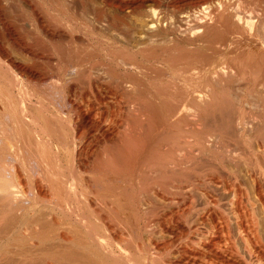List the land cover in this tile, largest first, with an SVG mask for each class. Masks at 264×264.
Wrapping results in <instances>:
<instances>
[{
	"label": "bare ground",
	"instance_id": "bare-ground-1",
	"mask_svg": "<svg viewBox=\"0 0 264 264\" xmlns=\"http://www.w3.org/2000/svg\"><path fill=\"white\" fill-rule=\"evenodd\" d=\"M233 1L0 0V264H264V10Z\"/></svg>",
	"mask_w": 264,
	"mask_h": 264
},
{
	"label": "rangeland",
	"instance_id": "rangeland-1",
	"mask_svg": "<svg viewBox=\"0 0 264 264\" xmlns=\"http://www.w3.org/2000/svg\"><path fill=\"white\" fill-rule=\"evenodd\" d=\"M197 1H198V0H194V1H193V0H192V1H191V0H170V2H171L170 5L172 4V5H171V8H175V7H176L177 9H180V10H182V11H185V10L187 11V10H189V9L192 8L191 6L194 7V6H195V2H197ZM214 1H215V0H214ZM234 1L237 2L238 0H234ZM234 1H233L232 3H234ZM261 1L264 2V0H261ZM236 2H235L234 4H232V8H233L234 10L230 8L231 12H232V10L234 11L233 14H235V9H236V7H237V6L235 7V5L238 4V2H237V3H236ZM239 2H240V1H239ZM257 2H258V3H257ZM247 3H248V4L245 5L247 8H248V7L251 8V7L254 5L255 7L253 6V8H256L257 6L259 7V8H258V7L256 8V9H258V11H263V10H264V9H263L264 6L262 5L263 3H261L260 0H257V1H256V0H247ZM261 5H262V6H261ZM241 6H242V5H241ZM241 6L238 4V8L240 7L241 9H243L244 7H243V6L241 7ZM234 7H235V8H234ZM238 8H237V9H238ZM240 8L238 9V11L241 10ZM183 9H184V10H183ZM237 9H236V10H237ZM244 10H245V9H244ZM217 29H218V30H217ZM217 29H215V30H216V31H215V33H216V34H215L216 37H217V36H218V37H221V36L223 37L224 33L221 32V31H223V28H222V29H221V28H217ZM219 33H220V34H219ZM221 33H222L223 35H221ZM224 36H226V38H225L226 40H227V38L229 37V35H224ZM180 44H181V43H179L178 46H174V47L177 48V49H178V48H179V49H180V48H182V49L185 48V46H186L185 44H181V45H180ZM207 44H208V42H207ZM207 44H205V45H206L205 47H207V48L204 47V50H203V51H205V50L210 51V50H209L210 47H208ZM252 44H253V43H252ZM252 44H250V45L252 46L251 49L253 48V49L255 50V47H254V46H256V45H255V44L252 45ZM182 45H183V46H182ZM189 47H190V46H189ZM189 47L185 48V50H187ZM230 47H231V46H229V48L226 49V51H225V52L227 53L226 55H231V54L233 55V54H235V50L233 49L234 46H233L232 48H230ZM208 48H209V49H208ZM232 49H233L234 51H232ZM179 51H180V50H179ZM230 51H231V53H229ZM225 52H224V53H225ZM206 53H207V52H206ZM208 53H209V52H208ZM99 55H101L100 58L103 59L104 61H108V60H109V58L106 57V54H105L104 52L101 51V53H99ZM102 55H103V56H102ZM224 55H225V54H224ZM105 77H106V76H105ZM103 80H104V82H109V81H111L110 83H112V84H114V85H116V84L119 83V82H118V79H116V78H114V77L111 78V79H110L109 77H106V78H104ZM115 83H116V84H115ZM256 87H259L258 82H256L255 88H256ZM234 88H235V87H234ZM108 95H109V96H108ZM108 95H107V97L109 98V100H106V102H107V101H109V102H114V99H113L114 97H113L112 95L110 96V94H108ZM108 98H107V99H108ZM111 98H112V99H111ZM122 101H123V99H121L120 107H123V106H124V105H123L124 103H122ZM102 105L104 106V103H103ZM102 105H98L97 107L100 108V106H102ZM121 105H122V106H121ZM103 106H102V107H103ZM100 110H101V109H100ZM115 119H116V118H115ZM103 124L106 125V126L109 125V127H110V126H112V125H116V122H113V119H111V118H110V119L106 118V120L103 121ZM117 124H118V123H117ZM106 126H105V127H106ZM230 148H231L232 150L235 148L234 150L237 151V148H236V147L231 146V147H229V149H230ZM68 154H69V151H68V152L65 151V150L62 151V156H63L62 158H63V160H64L65 162L68 161V156H69ZM103 228H104V227H102L101 224H100V225H99V230H100V232L105 233L106 231H104ZM101 230H102V231H101ZM144 230H145V229H143V231H144ZM141 231H142V229H141ZM141 231H140V232H141ZM143 231H142V232H143ZM142 232H141V233H142ZM145 235H146V231L143 232V234L141 235V237H144V238H145ZM144 238H143V239H144Z\"/></svg>",
	"mask_w": 264,
	"mask_h": 264
}]
</instances>
